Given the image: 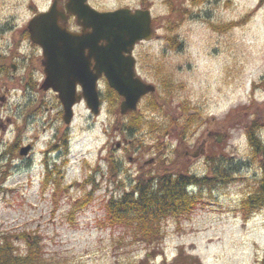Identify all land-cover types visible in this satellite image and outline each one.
<instances>
[{
  "label": "rangeland",
  "instance_id": "374dc122",
  "mask_svg": "<svg viewBox=\"0 0 264 264\" xmlns=\"http://www.w3.org/2000/svg\"><path fill=\"white\" fill-rule=\"evenodd\" d=\"M88 1L98 10L150 11L153 37L135 46L134 57L137 73L156 85V95L141 100L135 116L143 124L129 131V119L119 116L106 82H100V113L77 105L68 155L60 164L51 155L43 158L53 132H44L43 123L51 118V126L67 128L51 92L25 87L21 55L36 56L38 48L23 43L17 55L13 45L18 31L52 0H0V54L13 50L9 61L16 64L0 73V232L11 235L20 252L25 240L39 239L42 264H174L179 251L200 264H263L264 209L244 220L238 207L261 174L244 125L255 116L264 145V5L257 8L259 0ZM153 98L157 109L147 107ZM39 101L43 105L36 106ZM123 139L131 141L128 155L135 161L122 158L119 170L109 172L106 157L110 162L122 154L114 144ZM27 143L32 151L19 156ZM12 144L17 151L8 155ZM208 154L216 160L212 166ZM151 158L156 161L143 163ZM177 158L186 173L212 175V186L191 187L201 204L166 218L163 239L147 258L133 227L107 221L105 203L131 191L138 182L133 177L141 174L138 165L174 171ZM215 164L233 171L229 181L215 179Z\"/></svg>",
  "mask_w": 264,
  "mask_h": 264
},
{
  "label": "water",
  "instance_id": "95a60500",
  "mask_svg": "<svg viewBox=\"0 0 264 264\" xmlns=\"http://www.w3.org/2000/svg\"><path fill=\"white\" fill-rule=\"evenodd\" d=\"M59 1L63 0H54L47 11L33 16L27 30L30 40L42 49L45 74L42 88L58 93L64 123H70L72 106L82 97L91 113H99L97 81L101 75L123 98L120 113L136 110L142 96L155 92L154 85L136 75L132 56L138 42L152 38L150 11L129 8L98 11L87 0H66L62 8ZM69 15L76 18L82 28L80 32L66 29ZM77 84L82 88L80 95H76ZM29 149L30 146L22 147L20 155H26Z\"/></svg>",
  "mask_w": 264,
  "mask_h": 264
},
{
  "label": "trees",
  "instance_id": "16d2710c",
  "mask_svg": "<svg viewBox=\"0 0 264 264\" xmlns=\"http://www.w3.org/2000/svg\"><path fill=\"white\" fill-rule=\"evenodd\" d=\"M194 3L193 0H191ZM264 5V0H259L257 8ZM245 18H248L246 16ZM243 19L242 22L246 21ZM175 24V20L173 22ZM171 24V27L174 25ZM237 25L229 24V28ZM226 27V26H225ZM21 37H28L26 28L24 27L21 33ZM10 58L0 55V73H4L8 69ZM264 85V81H261ZM167 84V83H166ZM165 88L168 87L165 85ZM113 97L117 96L116 93L109 89ZM151 97L155 95L150 94ZM115 99V98H114ZM159 106L156 100L149 101L147 107L157 109ZM118 113V109H116ZM137 112H132L133 116L126 127L129 131L131 129H139L141 124L140 116H135ZM255 113V112H254ZM248 121V120H247ZM260 122L254 116L248 122L245 123L244 129L247 140L250 147L253 149L254 156H258V166L260 167V176L255 183L254 190L250 192L245 198L241 200L239 204V212L243 215V219L246 220L255 211L264 209V145L260 142L256 135ZM177 139H179V147L183 146V139L180 133H176ZM16 150V144H12L8 153L11 155ZM178 151V149H177ZM211 155L206 156L207 163L212 166L216 160L211 158ZM216 165V164H215ZM217 167V168H216ZM214 170L215 179L226 183L230 180L228 176V167L222 164L216 165ZM112 172L114 171L111 170ZM233 171H230L232 174ZM138 182L136 187L131 192H127L122 195L121 198L114 200L110 198L106 201L105 207L107 208V221L110 224H124L133 227V237L138 238L140 242L144 243L148 251L146 257L151 258L154 256V250L158 248L160 241L163 239V230L161 229V223L168 217L189 214L194 210L196 205L201 204V199L195 193H189L186 191V186L189 184L202 187L203 185L212 186V175H207L198 178L192 173H186L181 168L176 167L172 169L155 170L153 173H148L145 177L137 178ZM136 192L137 198H133V194ZM26 241V247L24 251H19L14 246V240L11 235L0 232V264H42L41 247L39 245V239L34 242ZM183 252L179 251L174 264H200L198 259H194L193 256L182 257ZM264 264V256L262 260Z\"/></svg>",
  "mask_w": 264,
  "mask_h": 264
},
{
  "label": "flooded vegetation",
  "instance_id": "af4514ba",
  "mask_svg": "<svg viewBox=\"0 0 264 264\" xmlns=\"http://www.w3.org/2000/svg\"><path fill=\"white\" fill-rule=\"evenodd\" d=\"M64 2H61L60 5H63ZM66 27L70 30V31H74V32H79L81 30V27L77 25L76 23V20L73 16H69L68 18V21L66 22ZM22 30V28L20 29ZM20 33V32H18ZM22 43H27V44H30V41L28 39H22L21 40V43L17 46V49L15 50V53L17 55H21V44ZM36 46V45H35ZM39 50V53L38 55L36 56H32V55H28V56H22L21 55V60L24 59V76L27 78L26 79V84H25V87L27 90H30L32 92V90H35L37 89L38 91H41V92H51L54 96H55V99H56V104L58 105L59 109H58V114L62 120V114H63V107H62V104L61 102L59 101L58 99V96L55 92H53L52 89H49V90H42V81L44 79V72H43V69H42V66H41V50L38 46H36ZM14 61H17L15 60L14 58ZM19 61V60H18ZM35 61V62H34ZM34 62V64H33ZM91 69L93 68V65H94V61L92 60L91 61ZM138 65V62L136 60V66ZM10 68L15 70L16 69V64H10ZM40 73L41 77L40 79L37 78V74ZM104 77L101 76L100 79H99V83L100 82H104ZM76 90H77V93H80L81 91V87L79 85H76ZM149 95H146L144 96L145 97H148ZM121 101V98L119 99V102ZM84 102H80L78 105L82 104ZM42 104V101H39L37 103L36 106H39ZM85 104V103H84ZM43 105V104H42ZM77 106V105H76ZM124 117L130 119L132 117V115L130 114H126ZM46 124L49 126V128L46 127V125L43 127V131L45 132L47 129H53V132L51 134V137L49 138V140H47V145L46 148H44V150L41 152L42 155L44 156H48V155H51L53 157H55L56 159H58L60 162H61V159L63 157L66 156V147H67V144H68V141H69V132H68V128L69 127H66L67 130L65 131H59L58 128H55L51 125L52 124V119L49 118L47 123H43V125ZM2 126H5V123H1ZM55 129V130H54ZM30 145V148L33 149V145L31 143H27ZM51 147L49 148L48 147ZM130 145H131V141L130 140H127V139H123V141H118L114 144L115 148L117 150H122V154L117 156V158H114L112 159L110 162H108V157H106V161L107 163H109L108 165H111L110 163H114V168H115V171H118L119 170V167H118V164L121 163V161L124 159V158H127L129 161H135L132 157H130L128 154L130 151ZM48 147V148H47ZM188 154V153H186ZM185 154V155H186ZM123 158V159H122ZM156 159L155 158H151L149 159L148 161H144L143 163L148 165V164H151L153 162H155ZM172 163H175V165H180V163H182L181 160H178L177 161H172ZM183 164V163H182ZM143 165H138V170L140 171L141 174H139L138 176L136 177H133L134 179L132 181H136L137 178H141V177H146L148 175V173L152 172V170H144L143 169ZM155 171V170H154ZM131 188H134V186L132 185Z\"/></svg>",
  "mask_w": 264,
  "mask_h": 264
},
{
  "label": "bare ground",
  "instance_id": "6f19581e",
  "mask_svg": "<svg viewBox=\"0 0 264 264\" xmlns=\"http://www.w3.org/2000/svg\"><path fill=\"white\" fill-rule=\"evenodd\" d=\"M0 55H2V54H0Z\"/></svg>",
  "mask_w": 264,
  "mask_h": 264
}]
</instances>
